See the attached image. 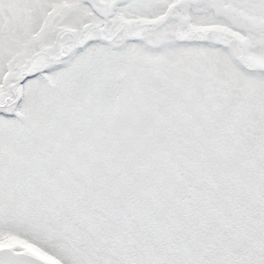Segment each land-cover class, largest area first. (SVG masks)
Listing matches in <instances>:
<instances>
[{
  "label": "snow or ice",
  "instance_id": "1",
  "mask_svg": "<svg viewBox=\"0 0 264 264\" xmlns=\"http://www.w3.org/2000/svg\"><path fill=\"white\" fill-rule=\"evenodd\" d=\"M0 264H264V0H0Z\"/></svg>",
  "mask_w": 264,
  "mask_h": 264
}]
</instances>
